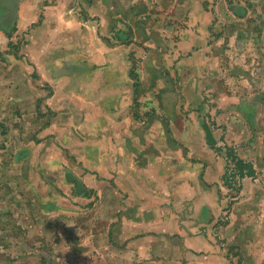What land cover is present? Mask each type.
Returning <instances> with one entry per match:
<instances>
[{"label":"crops","instance_id":"obj_1","mask_svg":"<svg viewBox=\"0 0 264 264\" xmlns=\"http://www.w3.org/2000/svg\"><path fill=\"white\" fill-rule=\"evenodd\" d=\"M114 4L0 0V110L36 113L46 165L80 166L73 261L264 264V206L230 207L227 161L207 140L210 22L182 30L172 49L160 33L139 46L119 40L131 20Z\"/></svg>","mask_w":264,"mask_h":264},{"label":"rangeland","instance_id":"obj_2","mask_svg":"<svg viewBox=\"0 0 264 264\" xmlns=\"http://www.w3.org/2000/svg\"><path fill=\"white\" fill-rule=\"evenodd\" d=\"M123 2L120 8L110 0V5L131 20L129 28L123 26L126 29L119 39L124 43L137 37L138 45L143 46L152 33H160V43L172 49L182 30L192 24L202 28L210 22L206 42L212 47L214 61L207 70L212 84L208 97L205 95L209 109L202 112L204 122L215 125L214 148L227 161L224 185L230 207L238 203L259 211L264 206V0ZM130 57L138 68L142 58L134 52ZM157 59L163 60L162 56ZM165 71L163 77L168 75ZM132 75L140 80L136 70ZM18 112L0 110V264H84L72 259L74 229L69 227L71 221L83 222L69 212L85 204L80 200L85 185L72 180L73 166L78 164L72 165V158L70 164L60 158L62 165H46L42 155L48 149L41 147L49 136L38 137L36 113L25 117ZM230 147L252 171L240 169L229 155ZM259 215L262 220L264 209Z\"/></svg>","mask_w":264,"mask_h":264},{"label":"trees","instance_id":"obj_3","mask_svg":"<svg viewBox=\"0 0 264 264\" xmlns=\"http://www.w3.org/2000/svg\"><path fill=\"white\" fill-rule=\"evenodd\" d=\"M206 133H207V140L209 144H211L213 147L216 140L214 139L212 129L206 125ZM217 149V148H216ZM220 148H218L219 150ZM230 156L232 157L233 161L240 167V169L243 171L244 168H248L250 171H252L253 167L244 159L242 158L237 152H235V149L232 147L229 148ZM225 179L227 178L226 175L224 177ZM227 180V179H226ZM228 181H226L227 183Z\"/></svg>","mask_w":264,"mask_h":264}]
</instances>
